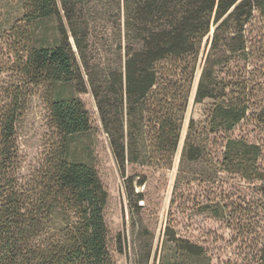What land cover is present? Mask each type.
<instances>
[{
    "label": "trees",
    "instance_id": "trees-1",
    "mask_svg": "<svg viewBox=\"0 0 264 264\" xmlns=\"http://www.w3.org/2000/svg\"><path fill=\"white\" fill-rule=\"evenodd\" d=\"M4 2L14 3L17 16L7 27L12 80L0 104V264H116L104 219L108 193L90 160L87 137L95 127L78 94L95 102L133 213L143 198L127 165L156 158L171 166L199 66L194 101L209 105L200 130L189 123L182 160L200 157L201 134L208 141L224 134L221 170L260 182L262 197L260 248L225 264H264V136L250 142L231 134L250 114L264 126V92L254 96L249 78L229 67L252 56L247 26L256 14L264 18V0ZM108 17L115 23L110 47L93 60L96 20ZM38 88L52 138L38 166L22 176L17 125ZM142 232L133 213L132 264H204L203 248L173 229L165 230L161 250H153L147 228Z\"/></svg>",
    "mask_w": 264,
    "mask_h": 264
},
{
    "label": "rangeland",
    "instance_id": "rangeland-1",
    "mask_svg": "<svg viewBox=\"0 0 264 264\" xmlns=\"http://www.w3.org/2000/svg\"><path fill=\"white\" fill-rule=\"evenodd\" d=\"M4 1L0 0V104L4 88L12 80L10 69L13 47L7 36V27L17 16L14 3L7 4ZM113 20L112 17L96 20L97 49L90 54L93 60L106 56L103 54L110 47L111 40L108 37L111 34L110 26L115 24ZM247 32L248 40L253 45L252 56L245 60L236 58L229 67L235 73L249 78L253 95L259 96L261 91L264 92V18L256 14L247 26ZM203 55L204 48L201 51L200 65ZM200 71L201 66L195 75L171 166L163 167L162 161L156 158L144 160V164L127 165V175L134 180V191L143 198L139 201L140 208L132 211L140 224V233L143 231V234L144 228H147L153 234V250L157 247L161 250L164 232L170 228L177 236L203 248L204 264L208 259L210 264L241 262L246 256L256 253L261 245V183L221 170L218 160L224 134L209 135V141L208 136L201 134L198 138L203 148L200 157L196 160H182L189 123L194 120L196 128L200 130L209 105L207 100L194 101ZM78 96L95 127V131L87 137L92 152L90 160L108 193L104 219L109 230L114 260L116 264H132L133 213L125 194L124 179L118 172L91 94L83 92ZM231 134L250 142H260L264 136V126L257 125L250 114ZM51 138L43 90L38 88L28 95L26 109L17 125L20 175L27 176L38 166L41 154L46 152ZM260 163L264 166V152ZM119 237L123 241V252L118 251ZM153 263L151 260L150 264Z\"/></svg>",
    "mask_w": 264,
    "mask_h": 264
}]
</instances>
